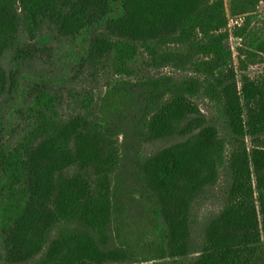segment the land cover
<instances>
[{
	"label": "trees",
	"instance_id": "obj_1",
	"mask_svg": "<svg viewBox=\"0 0 264 264\" xmlns=\"http://www.w3.org/2000/svg\"><path fill=\"white\" fill-rule=\"evenodd\" d=\"M263 3L0 0V102L15 95L23 114L14 144L0 147L1 264H264ZM232 19L241 22L233 30ZM61 40L74 70L106 90L70 92V115L51 83L19 72ZM167 67L192 76L156 74ZM199 96L217 107L230 139ZM127 136L176 139L138 162L126 192L148 218L136 247L113 237ZM221 172L223 207L196 234L194 207Z\"/></svg>",
	"mask_w": 264,
	"mask_h": 264
},
{
	"label": "rangeland",
	"instance_id": "obj_2",
	"mask_svg": "<svg viewBox=\"0 0 264 264\" xmlns=\"http://www.w3.org/2000/svg\"><path fill=\"white\" fill-rule=\"evenodd\" d=\"M257 18V26L260 29L264 27V3L261 4L258 9ZM237 23L241 22L236 19L230 21L231 30H233ZM69 44L68 40L51 42L49 46L53 47V49L49 47V50L52 51L45 50L44 56L26 61L19 69L20 76H40L51 83L49 85L51 92L58 93L64 97L62 111L65 115L72 114L76 109V102L71 99L70 92L87 88L90 92L93 90L94 96L98 98L103 96L106 91L104 89L105 82L100 81L94 84V86L90 85V83L85 82L84 75L86 73H78V70H74V62L73 57L70 55ZM230 45L234 48L236 55V47L240 45V40L232 39ZM4 64L8 70L15 71L14 65L11 64L10 56L4 61ZM259 71L260 68L257 67L250 69L252 75ZM156 74L160 76H173L179 79L185 76H192L190 70L182 71L170 67L164 68L156 72ZM135 80H133V82H135ZM23 86H26V84H23ZM21 102L22 101L19 102L15 95L7 96L0 102L1 148L13 145L16 140V126L21 124L23 117L22 110L18 111ZM196 102L208 120L218 127L221 135L226 139H230L217 107L204 96L196 98ZM139 141V139L136 140L130 136L125 137V139L123 137L120 139V142H123V160L114 181V192L117 199L120 201V214L118 215V222L113 231V237L116 244L121 245V243H123L131 247H136L138 241H142V243L145 244V236L149 232V227L147 225L148 218L142 207L138 206L135 201L129 203L126 197V192L134 190L137 164L140 160L176 142V139H166L151 143ZM226 187L227 177L224 172H221L217 184L210 188L196 203L193 210L194 225L197 231L196 234L199 233L203 225L206 224L210 218L221 211ZM140 254H146V252L140 250Z\"/></svg>",
	"mask_w": 264,
	"mask_h": 264
}]
</instances>
